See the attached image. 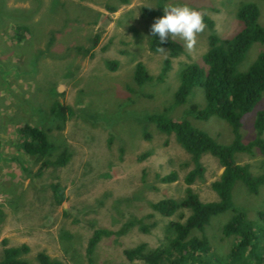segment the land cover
Instances as JSON below:
<instances>
[{
    "label": "rangeland",
    "instance_id": "rangeland-1",
    "mask_svg": "<svg viewBox=\"0 0 264 264\" xmlns=\"http://www.w3.org/2000/svg\"><path fill=\"white\" fill-rule=\"evenodd\" d=\"M245 2L255 3L263 25L264 0H0V257L2 248L24 244L28 252L20 258L28 264H37L40 251L60 264H88L87 240L101 229L111 234L99 238L90 264H145L126 261L122 251L144 244L145 255L167 246L166 226L182 223L189 214L177 208L165 217L149 204L161 199L179 203L187 187L201 202L217 199L209 188L221 173L216 160L202 155L201 179L186 186L182 178L192 168L189 155L172 134L158 132L145 118L164 114L184 119L219 144L231 141L222 120L186 115L190 105L203 106L201 88H193L182 105H173L172 95L180 69L202 65L209 34L226 39L239 31L235 11ZM166 5L197 10L212 21V28L198 34L192 52L175 39L182 52L169 58L170 69L157 82L154 77L168 55L149 50L153 23L140 16V8L157 9L163 17ZM19 26L25 31L18 33ZM260 51L264 44H253L240 68L245 70ZM111 61L114 70L105 65ZM137 62L152 78L140 86L132 81ZM55 101L73 112L62 124L49 114ZM262 109L264 92L240 119L243 143L253 138L252 121ZM24 124L46 134L53 148L49 159L66 150L68 162L37 174L40 160L18 148V127ZM142 154L146 157L140 158ZM234 159L247 165L252 176L264 171V157L255 149ZM170 171L176 181L161 183L159 177ZM50 184L62 188V203L54 202ZM231 202L249 222L264 226L258 217L259 212L264 215V183L250 194L235 182ZM231 215L227 210L212 216L202 231L209 258L216 263H225L233 243L232 236L221 233Z\"/></svg>",
    "mask_w": 264,
    "mask_h": 264
},
{
    "label": "trees",
    "instance_id": "trees-1",
    "mask_svg": "<svg viewBox=\"0 0 264 264\" xmlns=\"http://www.w3.org/2000/svg\"><path fill=\"white\" fill-rule=\"evenodd\" d=\"M119 1L121 4H126L128 0ZM109 10L113 12L114 8ZM140 16L152 23L157 18H161L157 9L149 7H141ZM235 18L241 24L239 31L226 39H219L214 34H209L207 49L201 56L202 65L194 63L184 65L178 72V84L172 95V104L182 105L193 88H201L203 106L190 105L186 115L198 121H206L212 116L222 120L230 128L231 141L228 144H219L184 119L173 120L164 114H154L145 118L158 132L165 135L172 134L177 144L189 155L192 168L182 178L186 186L201 179L202 155L207 154L216 160L221 173L210 183L209 188L217 199L213 202H201L187 187L179 203L170 199H161L149 204L150 209L161 216L168 217L177 208L186 209L189 214L182 223L172 222L166 226V231L169 233L167 246L157 248L145 255L144 244L123 250L122 254L128 262L141 260L145 264H222L210 260L208 242L202 231L212 216L230 210L232 215L221 229L222 236L233 238L224 264H264V226L249 222L242 211L233 208L231 202V190L235 182L241 183L250 194H255L258 187L264 183V171L252 176L247 165L237 164L234 159L236 154L250 155L253 149L264 157V139L261 138L264 131V109L256 111L254 115L252 121L254 136L250 141L243 143L239 132L241 117L254 108L264 92V52L260 51L245 70L239 66L253 44H264V24H259L258 9L253 2L241 3L235 11ZM203 19L206 27L211 29L212 21L205 17ZM16 31L21 33L25 28L19 26ZM158 47L163 48L168 55L154 77L155 81L161 82L170 69L169 58L181 54L182 48L171 38L160 43L159 36L151 34L148 42L149 50L159 52ZM105 65L109 70H114L116 67L113 61ZM150 80L152 78L143 65L137 62L133 68V83L140 86ZM49 114L62 124L72 116L73 112L68 106L55 101L50 105ZM18 135L20 139L18 148L25 155L40 160L37 174L45 168L62 167L68 162L70 155L66 150H62L54 159H49L53 148L46 134L38 127L24 124L18 127ZM144 157L146 154L140 156V158ZM176 179L173 171L159 177L161 183H172ZM49 187L54 202L62 203V188L57 184H50ZM258 217L264 224V215L259 212ZM192 232L198 235L194 236ZM110 234L101 229L92 232L84 249L88 264L91 263L90 257L99 238ZM27 252L28 247L24 244L2 248L0 264H28L26 260L20 258ZM35 259L37 264H60L56 260L49 259L42 251L36 254Z\"/></svg>",
    "mask_w": 264,
    "mask_h": 264
},
{
    "label": "clouds",
    "instance_id": "clouds-1",
    "mask_svg": "<svg viewBox=\"0 0 264 264\" xmlns=\"http://www.w3.org/2000/svg\"><path fill=\"white\" fill-rule=\"evenodd\" d=\"M164 13L163 17L157 18L151 25V34L159 36L160 43L166 42L169 36L172 40L178 38L185 49L192 52L198 34L206 28L202 13L182 5H166ZM158 51L165 52L161 47H158Z\"/></svg>",
    "mask_w": 264,
    "mask_h": 264
}]
</instances>
